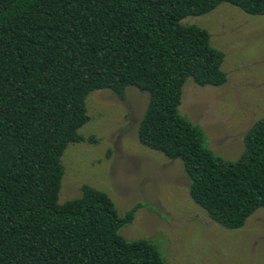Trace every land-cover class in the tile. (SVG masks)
Instances as JSON below:
<instances>
[{"label": "trees", "instance_id": "trees-1", "mask_svg": "<svg viewBox=\"0 0 264 264\" xmlns=\"http://www.w3.org/2000/svg\"><path fill=\"white\" fill-rule=\"evenodd\" d=\"M224 2L264 14V0H0V264H169L151 241L121 235L139 205L121 215L89 184L59 202L62 156L87 139L86 97L97 89L149 92L140 141L183 161L213 220L240 228L264 207V117L229 161L179 112L189 78L228 80L210 32L182 22Z\"/></svg>", "mask_w": 264, "mask_h": 264}, {"label": "rangeland", "instance_id": "rangeland-1", "mask_svg": "<svg viewBox=\"0 0 264 264\" xmlns=\"http://www.w3.org/2000/svg\"><path fill=\"white\" fill-rule=\"evenodd\" d=\"M182 22L210 32L211 44L225 53L228 80L201 86L189 78L179 112L202 127L217 156L237 160L245 135L264 117V14L224 2ZM149 102V92L135 86H128L124 99L111 89L87 95L89 121L80 128L87 139L69 144L62 156L59 202L80 197L89 184L108 193L121 215L139 205L121 235L151 241L169 264H264V207L240 228L213 220L191 197L183 161L140 141ZM91 136L96 140H88Z\"/></svg>", "mask_w": 264, "mask_h": 264}]
</instances>
